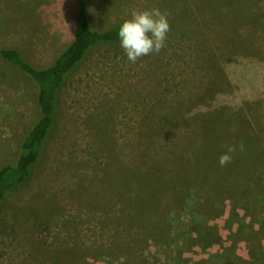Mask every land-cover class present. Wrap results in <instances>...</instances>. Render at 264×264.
I'll list each match as a JSON object with an SVG mask.
<instances>
[{
  "label": "rangeland",
  "instance_id": "374dc122",
  "mask_svg": "<svg viewBox=\"0 0 264 264\" xmlns=\"http://www.w3.org/2000/svg\"><path fill=\"white\" fill-rule=\"evenodd\" d=\"M88 6L96 30L158 8L166 44L135 63L96 44L66 78L39 160L0 205V264H264V0ZM76 11L0 0V48L48 65ZM38 117L35 80L0 54V168Z\"/></svg>",
  "mask_w": 264,
  "mask_h": 264
},
{
  "label": "trees",
  "instance_id": "16d2710c",
  "mask_svg": "<svg viewBox=\"0 0 264 264\" xmlns=\"http://www.w3.org/2000/svg\"><path fill=\"white\" fill-rule=\"evenodd\" d=\"M77 11L74 35L54 61L45 66H34L16 48H0V54L13 65L31 76L37 84L39 117L24 135L19 151L11 164L0 168V205L8 192L17 189L31 175L39 160L45 141L55 122L58 95L66 78L96 44L120 42L116 23L103 30L90 25L88 0H76Z\"/></svg>",
  "mask_w": 264,
  "mask_h": 264
},
{
  "label": "clouds",
  "instance_id": "9594fccd",
  "mask_svg": "<svg viewBox=\"0 0 264 264\" xmlns=\"http://www.w3.org/2000/svg\"><path fill=\"white\" fill-rule=\"evenodd\" d=\"M170 31L168 14L158 8L136 10L133 9L129 18L125 19L118 29L120 45L126 53L127 59L135 63L139 58L152 53L158 54L166 44ZM244 150V145H230L226 152L219 157V164L226 166L232 162L233 155Z\"/></svg>",
  "mask_w": 264,
  "mask_h": 264
}]
</instances>
